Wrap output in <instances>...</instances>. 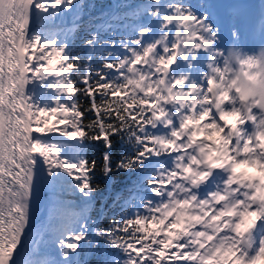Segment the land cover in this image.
<instances>
[{
	"label": "snow or ice",
	"instance_id": "6c2138e0",
	"mask_svg": "<svg viewBox=\"0 0 264 264\" xmlns=\"http://www.w3.org/2000/svg\"><path fill=\"white\" fill-rule=\"evenodd\" d=\"M94 7L0 0V264H264V0Z\"/></svg>",
	"mask_w": 264,
	"mask_h": 264
},
{
	"label": "trees",
	"instance_id": "16d2710c",
	"mask_svg": "<svg viewBox=\"0 0 264 264\" xmlns=\"http://www.w3.org/2000/svg\"><path fill=\"white\" fill-rule=\"evenodd\" d=\"M116 2H120V0H116ZM126 2L135 5L142 3L143 0H126ZM113 3L114 0H86V4H94L95 7L90 12L87 8H85V14L83 15L81 21V27L75 34L73 40L74 51L79 53L82 57L89 51L88 48L83 46V39L87 37L91 31L95 30V25L103 22V17L101 16L102 13L108 14L113 11ZM119 10L124 11L125 9ZM120 34L121 33L118 31L117 35ZM101 36L102 38H107V34L104 32H101ZM84 103H87V101H84ZM99 154V151L95 153L97 159H99ZM115 179L117 180V183L113 186L114 191H119L121 188H124L126 185L131 183V180H129L124 174L116 176ZM96 183H100L103 186V180L99 177L97 178ZM103 190L106 191L107 189L103 188ZM109 203H111V201H109ZM105 222L107 223V221ZM90 264H95L94 257L91 259Z\"/></svg>",
	"mask_w": 264,
	"mask_h": 264
},
{
	"label": "rangeland",
	"instance_id": "374dc122",
	"mask_svg": "<svg viewBox=\"0 0 264 264\" xmlns=\"http://www.w3.org/2000/svg\"><path fill=\"white\" fill-rule=\"evenodd\" d=\"M71 16L69 15L68 17H67V23H66V25L65 26H67V25H70V23H71Z\"/></svg>",
	"mask_w": 264,
	"mask_h": 264
}]
</instances>
